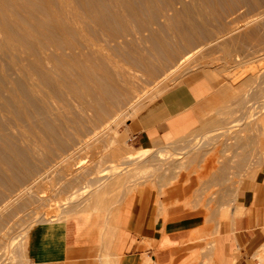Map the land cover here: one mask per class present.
<instances>
[{
	"label": "rangeland",
	"instance_id": "1",
	"mask_svg": "<svg viewBox=\"0 0 264 264\" xmlns=\"http://www.w3.org/2000/svg\"><path fill=\"white\" fill-rule=\"evenodd\" d=\"M200 75V129L135 156L130 124ZM263 160L264 0H0V264H30L40 222L111 226L140 186L191 185L184 209L220 232Z\"/></svg>",
	"mask_w": 264,
	"mask_h": 264
},
{
	"label": "crops",
	"instance_id": "2",
	"mask_svg": "<svg viewBox=\"0 0 264 264\" xmlns=\"http://www.w3.org/2000/svg\"><path fill=\"white\" fill-rule=\"evenodd\" d=\"M214 88L216 80L200 75L165 91L130 124L135 144L155 149L196 132ZM240 190L243 213L220 232L212 228L213 217L184 209L191 185L178 183L162 196L140 186L107 228L99 216L87 214L40 222L28 234L26 256L30 264H255L256 231L264 218V160L254 181Z\"/></svg>",
	"mask_w": 264,
	"mask_h": 264
},
{
	"label": "bare ground",
	"instance_id": "3",
	"mask_svg": "<svg viewBox=\"0 0 264 264\" xmlns=\"http://www.w3.org/2000/svg\"><path fill=\"white\" fill-rule=\"evenodd\" d=\"M104 126H105V125H104ZM181 150H182V149H181ZM149 151H150V148H146V147L139 148V149L137 150L136 155H135V154H134V155H135V156H144V155L149 154L152 150H151L150 152H149ZM159 152H160L159 154H162V153H164V152H165V154L168 153V151L166 152L165 150H161V151H159ZM133 153H134V152H133ZM165 154H164V155H165ZM132 155H133V154H132ZM132 155H131V153H130L129 157L132 156ZM164 155H163V156H164ZM124 157H125V156H124ZM126 157H127V156H126ZM121 158H122V157H121ZM130 158H132V157H130ZM120 160H121V159H120ZM120 160H118V162H119ZM112 161H113V162H112ZM112 161H111V162L113 163V166L117 168L118 165H119L118 163L115 162V161H117V160L113 159ZM122 161H123V160H122ZM28 186H30V185H28ZM25 189H26V188H25ZM27 189H28V188H27ZM23 190H24V189H23ZM22 192H23V191H22ZM19 193H20V192H19ZM69 197H70V196H69ZM71 197H72V196H71ZM71 197H70V198H71ZM53 209H54V208H53ZM49 210H50V209H49ZM54 210H55V209H54ZM42 216H43V215H42ZM46 217H47V216H46ZM39 220H40V219H39ZM34 224H35V223H34ZM34 224H33V225H34ZM31 225H32V224H31ZM31 228H32V226H31ZM22 235H23V233H22ZM258 257H259L260 259H262V260L264 259V248L260 250V252L258 253ZM259 264H262V263H259Z\"/></svg>",
	"mask_w": 264,
	"mask_h": 264
}]
</instances>
